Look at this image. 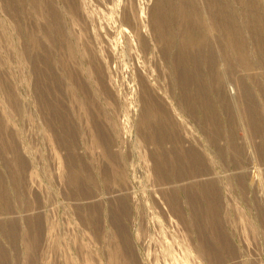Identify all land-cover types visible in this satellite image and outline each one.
<instances>
[{
	"label": "rangeland",
	"instance_id": "374dc122",
	"mask_svg": "<svg viewBox=\"0 0 264 264\" xmlns=\"http://www.w3.org/2000/svg\"><path fill=\"white\" fill-rule=\"evenodd\" d=\"M72 1L75 8L65 0H0V264H264V63L250 73L237 69L251 93L244 104L254 134L224 114L212 90L223 73L217 69L210 83L207 53L195 50L191 63H184L193 80L205 79L202 85L220 113V156L206 140L201 111L196 109L193 118L180 104L183 88L171 86L169 68L155 44L153 13L176 4ZM221 1L220 6H232L230 14L237 15L241 41L256 64L254 36L244 25L245 19H261L264 41V0ZM209 5L207 0L189 3L199 11ZM206 25L198 24L211 41L209 47L217 50L218 35L210 36ZM84 48L103 64L109 96L88 78ZM65 61L90 90L92 119L69 93L77 87L66 89ZM139 73L169 119L164 123L158 118L160 127L148 133ZM185 87L187 93L197 88ZM42 94L53 111L45 107L51 129L39 109ZM76 97L83 98L80 93ZM152 131L160 147L153 143ZM229 136L240 153V168L231 164ZM254 148L263 156L261 162ZM189 149L198 151L192 157L202 160L199 168H192ZM153 162L161 170L155 171ZM201 168L208 169L207 176L198 175ZM208 180L216 185V195L205 198L201 184ZM188 188L192 204L186 198Z\"/></svg>",
	"mask_w": 264,
	"mask_h": 264
},
{
	"label": "bare ground",
	"instance_id": "6f19581e",
	"mask_svg": "<svg viewBox=\"0 0 264 264\" xmlns=\"http://www.w3.org/2000/svg\"><path fill=\"white\" fill-rule=\"evenodd\" d=\"M67 1L70 4V6H73L75 8V3H73L72 0H65V2H67ZM172 1L174 4H176V6H172V5L171 6L165 5L164 6V5H162L161 7H158V11H159V9H160V11L159 12L156 11L152 15L151 27H152V32L154 33V36H155V44L160 49V52H161V55L165 61V64L169 68V74H170V78H171L170 79L171 86L176 87V88L177 87L183 88V95L182 96L180 95L181 96L180 104L182 105V107L184 106L189 111L190 116L193 118H197L198 114L196 113V115H195L196 109H199L201 111V114L203 117V121L200 120V122L202 123L201 128L205 132V136L207 137L206 140H208V142H210L211 145H214L215 147H217L218 141L223 140V138H222L223 135H221L222 132H220L221 131L220 115H219L220 113L218 112L219 113L218 114L216 112V111H218V110H216V106L214 105L210 96L209 95L207 96L206 93H208L209 91L204 89L206 87V85L205 84L202 85L203 83H205V81H204L205 79L202 78L203 81L202 80L199 81L196 77V79L193 80L191 78V71H189L190 69L187 71L184 70L183 66L184 65L186 66V64H184V63H191L192 53H194V55H196L195 50H197V53H199V54H200V52H206L207 54L206 53H203V54H206V57H207L206 59L209 60V63H208L209 65L207 66V68L212 73L211 75H209L210 83L211 82L213 83L215 81V75L216 74H214V73H215V71H216V73L218 72L217 69H220V71H222V73H223V75L220 74V76H222V79L220 77L221 81H219V82L216 81V86L214 85L215 87L211 84L213 86V89H212L211 85H210V89L213 90L215 97H217V100L221 103V105H223L222 109L224 111V114L225 115L227 114V116H229L228 117L229 122H232V124L242 122L243 125H245V127L247 126V128L249 130H251L252 128L250 126H248L250 124V123L248 124V118H249L248 113H250L249 107L247 109H245L246 105L244 104V103L247 104L248 98L251 97V93H250L249 89L247 88V86L243 85V82H245V81H242V79L240 78L241 74L237 73L238 72L237 69L240 71L239 68H241L246 73H250L251 71H253L256 68L257 69L261 68L258 65V63H261V64H262V62L264 63V41L260 38V35H259V33L261 31H263L261 19H260V21L258 18L256 19L255 17L245 19L246 25H244V28L247 26L248 32L252 36H254L253 40H254V43L256 46L255 50L257 51L255 53V54H257V57L255 56L257 58L256 64H255L254 61L253 62L251 61L252 60L251 55H250L251 50L246 51V50H248V49H246L247 45L243 44L241 41L243 37L241 38L240 29H239L241 26L239 28L237 27L239 25V24L237 25V22H238L237 18H236L237 15L235 16V14L231 13L233 15V16H231V14H230V11H232L231 10L232 6H220L222 4L221 0H207L210 5L209 6H202L200 11H199L198 9L191 8V6H189L190 0H171L170 1L171 4H172ZM181 3H185L186 6L181 5ZM218 7H220V8H218ZM224 7H226L228 9V11H225ZM37 8H40V6H37ZM219 10H221V12ZM258 11L259 12L261 11L260 7L258 8ZM261 13H262V11H261ZM234 16L236 19L234 18ZM48 20H50V17H48ZM220 20H221V22H220ZM205 21L207 23L206 31L209 33V35L213 36L214 32H215V34L218 35V37L216 35H214L215 38L217 37L215 40H217V45H219L217 47V50H214L213 47H209L211 45V43L209 44V42H211L210 39L208 42L206 33H205V31H203V27L200 28L198 26V24L200 22L205 23ZM49 23L51 25L52 20ZM256 23H258V24H256ZM191 24H192V28H191ZM194 25H195V27L193 28ZM52 27L53 26L51 25V28ZM244 28H243V30L246 29V28L245 29ZM19 37H21L20 33H19ZM35 40L36 39L33 35L32 36V42L34 43ZM245 40H244V42H245ZM221 44H222V46H221ZM245 45H246V47H245ZM140 46L144 49H146V47H148V45H146V43L143 41L142 38H141ZM70 48H71V46H70ZM72 49L73 48H71V50L69 49V45L67 43V48H66V50L68 51V52H66L67 55L71 56L70 54H72ZM200 49H201V51H200ZM84 52L85 53H83V56H86V58H87V65H88L87 69H89V71L87 70L88 71L87 75L89 76L88 78H93L96 81V84L99 86L101 92L103 90L104 91L103 94L106 96H109L110 95V92H109L110 89H108L109 88L108 87V76L105 72L103 64L97 60V58H96V56L92 50H88V49L85 50V48H84ZM216 53H218L219 55H217ZM216 55L218 58H220L219 59L220 65H217V63H216V60H217ZM200 58H204V57L200 55ZM68 63L70 65V62H68ZM63 64H64V67H62V68L64 69V73L65 72L67 73L66 74L67 75L66 82L69 85V86L67 85L68 87L66 89L69 91L70 89L73 88L72 87L73 85L75 87H77V91L74 90L75 93L71 92V90L69 91V93H73V95H71L73 98V101L76 102L77 104H79L81 109L84 110L86 112V114L88 116H90L92 119V117H93V115L91 113L92 107L91 108L89 107V103H93V100L91 98L90 90L87 89L88 87L85 86L86 84L84 83L85 84L84 85L82 83L83 81L80 80L79 74H77V73H79L78 70L76 71V69L75 70L71 69L70 68L71 65L69 67L66 64V61L63 62ZM187 68H189V67H187ZM205 70H206V68H205ZM196 72L199 73V68H197ZM196 72H195V74H196ZM242 77H243V75H242ZM138 81H139V85H140L141 98L143 101V105H144V108L146 107V109H143V111H142V114L145 111V113L143 114L144 118L143 117L142 118H143V122H144V125H145L147 133H148V131H150L153 128V126H155V128L160 127L158 124L160 122L158 118L162 117L163 119L161 121H164V123H165V121L169 122V119L166 120L165 111L161 110L162 109L161 106L155 101V98L151 94L152 88L150 87V83L143 76L142 73L138 74ZM251 81H252V79H251ZM187 82H191V85H193V86L196 85L197 88L193 92H191V90H190V93H187L185 86H191V85H185L184 84ZM218 83H219V85H218ZM227 86H229L228 91H226V89L228 88ZM263 90H264V88H263ZM35 91H36V89H35ZM261 92H262V90H261ZM76 93H80L83 98L81 100L78 99V97L75 98ZM232 94H234V96H232ZM37 95H40V93ZM38 99L41 100V103L39 106L40 108L38 107V105H36V106H37V108L40 109V111H42V116H43L42 120H43V122L46 123L45 124L46 127L48 129H51L52 128L51 124L48 125L50 123V120H51L50 111H49V110H51V107H49L50 106L49 104L44 103L45 99L43 97V94H42V96L38 97ZM239 99L243 104L242 110L240 108V104H238ZM224 103L226 104V106H224L225 105ZM90 106H93V104ZM249 106H252V105L250 104ZM256 106H258V105H256ZM45 107H47L49 110L45 109ZM245 110H246L247 114H245ZM231 112H233V113H231ZM52 113H53V111H52ZM184 113H185V111H184ZM254 114H256V113L254 112ZM257 114H258V112H257ZM231 115H234V116L231 117ZM260 120H262V119H260ZM143 122H141V123L143 124ZM257 123H259V121ZM94 124H95V122H94ZM229 125H230V123H229ZM197 127H200V126H197ZM232 128H233V126H231V129ZM97 129H99V127H97ZM171 129L173 130V128H171ZM142 130H143V128H142ZM153 131H152V133H153L152 139L155 142H153V141L152 142L157 143V146L160 147L161 142L157 138L158 135H156L155 132H153ZM251 132H252V130H251ZM258 132L259 131L255 132V133H257V135H255V136H260ZM252 134H254V133L252 132ZM145 137L147 138V136H145ZM140 138H142V137H140ZM228 140H229V142H230L229 144L232 148L231 152H233L232 153L233 154V163H231V164L235 167L240 168V165L238 163L240 153H236L237 151H235V149H234L236 147L235 146L236 144L232 143L235 140L233 137H230V136H229ZM144 141H145V139H144ZM254 144L256 145V143H254ZM262 145H263V143H262ZM144 146H145V143H144ZM150 146H152V145L150 144ZM145 148H146V146H145ZM194 149H189L186 151V152L190 153L191 162L192 163L194 162V166H192V168L193 167L196 168L197 166H199L200 162L202 161L201 159H198V158L193 159L192 155L195 152H198V151H195ZM216 149L218 150L220 156H222L221 154H223V152L220 149V146L217 147ZM256 149H258V147ZM256 149L255 148L252 149V152L255 156V159L257 158V160L260 161L263 156L261 158H259L261 156V154L257 153ZM258 150H260V149H258ZM218 152H217V154H218ZM155 154L157 155V153H155ZM161 155H162V153H161ZM151 158L153 160V155H151ZM162 158L164 159V157H162ZM167 158L168 157H166V160L168 161L169 158L168 159ZM164 163L166 164L168 162H164ZM154 165L157 166L154 169L155 171L158 172L159 170H161L160 166L158 164H156V162L154 163ZM168 167H170V166H168ZM197 168H199V167H197ZM198 170H200V169H198ZM157 172H156V174H157ZM207 174H208L207 168H201V170L198 172V175H200L201 177L207 176ZM158 176H160V175H158ZM104 177H105V180L109 181L110 178L108 177L106 172L104 173ZM239 179H240V177H239ZM201 186L203 187L202 194L204 195L205 198L208 195H212V197H214L216 195V191H215L216 185H214L212 182H209V180L207 182L202 183ZM191 191L192 190H190L189 188L187 191L185 190L187 201L190 204H192L191 198L193 197V195L191 194L192 193ZM169 195L172 196L173 193L171 192ZM90 210L92 211L93 208L89 209V211H88L89 213H91Z\"/></svg>",
	"mask_w": 264,
	"mask_h": 264
}]
</instances>
